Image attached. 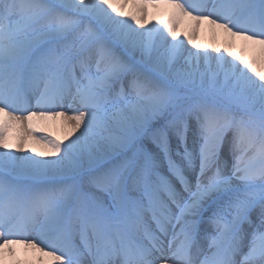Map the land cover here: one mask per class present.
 Returning <instances> with one entry per match:
<instances>
[{
  "label": "snow or ice",
  "instance_id": "6c2138e0",
  "mask_svg": "<svg viewBox=\"0 0 264 264\" xmlns=\"http://www.w3.org/2000/svg\"><path fill=\"white\" fill-rule=\"evenodd\" d=\"M0 264H264V0H0Z\"/></svg>",
  "mask_w": 264,
  "mask_h": 264
},
{
  "label": "bare ground",
  "instance_id": "6f19581e",
  "mask_svg": "<svg viewBox=\"0 0 264 264\" xmlns=\"http://www.w3.org/2000/svg\"><path fill=\"white\" fill-rule=\"evenodd\" d=\"M162 12V15L158 16L156 19L159 20H167L168 19V10L162 9L160 10ZM191 21L184 20L180 23L178 26V31L183 33L185 31H191ZM198 42L202 45H211V46H219L221 48H224L229 43V37H227L224 33L220 32L219 30H215L210 25H204L197 37ZM235 51L239 54H245L248 57H251L252 53L247 52L244 53L242 51V42L237 41L235 45ZM49 131L55 135L63 137L67 131V129L64 127L63 124H56L54 123ZM20 258L24 259L25 254L24 250H20Z\"/></svg>",
  "mask_w": 264,
  "mask_h": 264
}]
</instances>
